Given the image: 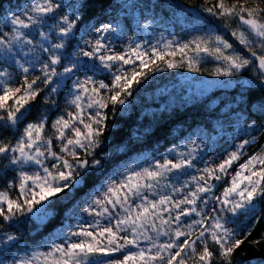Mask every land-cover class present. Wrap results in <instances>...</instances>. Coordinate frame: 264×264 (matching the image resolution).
I'll list each match as a JSON object with an SVG mask.
<instances>
[{"label": "snow or ice", "instance_id": "snow-or-ice-1", "mask_svg": "<svg viewBox=\"0 0 264 264\" xmlns=\"http://www.w3.org/2000/svg\"><path fill=\"white\" fill-rule=\"evenodd\" d=\"M246 3L243 0L229 5L226 0H216L204 11L217 19L236 21L231 36L255 58L259 83L236 81L246 90H261L260 99L236 115L237 132L248 138L214 166L203 161L205 167L196 169L198 174L186 170L196 168L195 162L201 159L205 147L202 141H192L186 145L187 151L170 149L174 158L165 157L162 163L115 168L84 208L90 216L106 218L107 224L101 226L96 220L75 231L62 226L47 253L19 259L12 253L19 237L9 234L6 225L11 226L20 217L44 223L55 214L53 209L59 201L96 174L104 175L113 156L104 151L110 114L125 110L134 88L151 72L164 70L157 61L172 69L182 67L186 60L188 70L197 72L201 59L211 57L217 62L211 75L232 78L253 65V60L235 50L232 43L211 34L183 44L169 40L165 48L170 51L152 46L149 52L135 42L117 53L107 41L109 35L118 38L123 31L118 22L101 23L81 33L89 18V0H73L71 4L65 0H32L23 12L3 21L11 28H0V162H6L0 167V175H15L6 190H0V264H35L40 257L44 264H188L189 260L193 264H241L234 261V254L252 229H246L243 222L236 228L228 225L240 216L245 221L255 219L257 203L264 202V150L240 163L246 148L258 142L253 132H264V7L261 0H254L253 7ZM69 7L71 15L64 11ZM143 27L147 30L151 25ZM93 31L94 36L83 39ZM37 35L39 40L35 39ZM70 47L74 48L72 53L67 52ZM185 50L193 55L187 56ZM177 52L184 54L181 62L165 59L175 57ZM125 65H132L130 71ZM97 72H107L111 83L89 75ZM80 73L84 80L79 79ZM220 82L233 85L231 79ZM65 88L66 103L73 110L60 112L57 97L64 95ZM33 112L38 113L34 122H26ZM54 112L60 114L51 120L54 131L49 136L46 128ZM3 132H11L13 138L5 140ZM234 165L238 166L233 171ZM173 174L177 181L180 175H190L191 180L181 187L170 183L166 187L178 195L185 189L187 192L179 199L168 194L150 199L149 194H155L161 181L170 180ZM226 177H230L227 182ZM218 185L222 186L219 195ZM11 189L16 190L15 197L9 194ZM162 236L167 239L158 242ZM73 237L81 239L73 242ZM57 239L63 242L56 243ZM141 241L149 246L141 247ZM117 252L122 253V259H97Z\"/></svg>", "mask_w": 264, "mask_h": 264}, {"label": "trees", "instance_id": "trees-1", "mask_svg": "<svg viewBox=\"0 0 264 264\" xmlns=\"http://www.w3.org/2000/svg\"><path fill=\"white\" fill-rule=\"evenodd\" d=\"M27 0H0V28L5 30L3 21L12 9L19 7ZM145 6L155 5L159 0H140ZM185 6L193 9H202L201 0H185ZM189 2V3H188ZM243 2V0H242ZM88 20L85 22H107L114 15L120 14L123 7L120 0H89ZM184 5L183 2H179ZM201 4V6H198ZM247 7L255 6L254 0H247ZM261 7H264V0H261ZM206 17L200 16L198 22L192 29L183 31L187 42L199 36H206L208 30L205 23ZM217 34L209 32L213 37L220 36L229 43L234 49L245 57L253 60L245 72H241L237 78L241 80H253L259 83L258 71L255 66V59L251 53L239 45L231 32L237 28V22L230 19H217L214 17ZM198 29V30H197ZM207 32V33H206ZM257 50L258 54L259 49ZM187 56H192L190 50H186ZM217 66V62L211 57H203L198 67L199 71L193 72L200 79H211V73ZM188 70L187 64L181 69L166 68L162 74L152 72L146 81L136 86L133 96L128 98V105L124 111L111 116L108 121L109 130L106 133L107 142L104 151L110 152L113 156L105 166L104 175L96 174L83 187L77 188L67 199L59 201L54 206V215L47 221L39 225L33 220L22 218L11 223L9 230L19 237L18 246L23 244L25 247H34L43 244L44 240L67 225L71 221V210L74 205L84 196L93 192L115 168L123 164L132 163L140 157L161 162L162 158L175 148L189 134L205 130L217 133L219 122L226 116L241 110H247L249 103L253 105L260 99L261 90L256 88L245 89L233 88L231 90L219 89L206 97L198 95L188 96L182 86L177 83V77ZM62 98L59 97V101ZM59 104L60 111L63 106ZM37 112L26 122H34ZM56 113L54 112L53 115ZM247 115V112L245 111ZM260 124V121L257 120ZM21 131L23 125H20ZM5 140L13 138L11 132H3ZM264 139V132L263 138ZM6 162H0V167ZM15 173L9 172L6 176L0 175V190H6L8 183L13 181ZM16 192L11 189L9 193ZM63 195V194H61ZM254 225V227H253ZM248 228L251 234L234 254V261L240 260L241 264H264V202H260V210L256 218L253 219ZM243 235V232H242ZM259 241V243H253ZM211 247V245H210ZM213 251L216 249L213 247Z\"/></svg>", "mask_w": 264, "mask_h": 264}, {"label": "rangeland", "instance_id": "rangeland-1", "mask_svg": "<svg viewBox=\"0 0 264 264\" xmlns=\"http://www.w3.org/2000/svg\"><path fill=\"white\" fill-rule=\"evenodd\" d=\"M183 2L184 5H181L179 2ZM202 5L199 4L198 6H201L202 9H193L188 6H185V0H159L155 5L151 6H145L143 5V2L140 0H120V3L123 7V10L118 15H114L112 18L109 19L107 22H91L84 23V25L81 27V33L85 31V29H91L93 26H98L101 23H113L116 24L117 22L119 25L123 28V31L120 33V36L117 38L115 35H109L108 36V43L112 47L113 51L117 53H122L126 51V49L134 44L135 42H139L143 45L142 50L151 51L152 46H157V48L160 51H170V49L165 48V44L171 40L174 43L178 42L180 44L187 43L184 35L182 34L183 31H187L188 29H192L195 26V23L198 22L200 16H205V23H206V29L213 34H217V30L215 28V21L214 17L210 16L207 12L204 11L205 8L211 7L213 4L216 3V0H201ZM66 3L71 4L73 3V0H65ZM242 2V0H226V3L231 5L232 3H238ZM32 3V0H27L25 3L20 5L19 7H16L11 10V12L7 15L10 16L12 14H19L23 12L26 8H28ZM189 3V2H188ZM65 13L72 14V8H66L64 9ZM82 15V13H81ZM6 17V18H7ZM139 22V24L137 23ZM49 23H52L50 20ZM150 24V29H145L143 25ZM11 28L10 25L6 26L4 31H9ZM28 31V30H23ZM208 32V34H210ZM207 33V32H206ZM94 31L90 33L89 35H84L83 39L87 40L90 39L92 36H94ZM216 36V35H214ZM37 40L40 39V37L37 35ZM80 39V35H77V40ZM75 45V41L73 42ZM81 46L82 43H81ZM74 50L73 47H70L67 49V52L72 53ZM87 50V49H86ZM186 51V50H185ZM184 54L177 52L175 57L172 56H166L165 59L173 60L174 62H181L182 57ZM87 59V58H85ZM134 59V57H133ZM137 65L139 61L136 62ZM157 64L164 69L163 71H157L156 74H162L166 70V66L162 61H157ZM186 60L183 63L182 67L186 66ZM125 68L131 69L132 65H125ZM150 67H152L150 65ZM182 67H177L181 69ZM172 68V69H177ZM58 70H62L58 66ZM171 70V69H168ZM9 71H12L14 73V69H9ZM246 71V70H245ZM242 71V72H245ZM156 72V71H154ZM15 74V73H14ZM152 72L150 76H152ZM89 75L93 76V79L96 81L104 80L105 83H111V76L107 72H97L95 74L89 73ZM240 73L237 75L239 76ZM232 77H213L211 79H200L197 77L192 71L186 70L185 73L181 74L177 77V83L180 84L184 91H186L188 96L191 95H198L199 97H206L210 95L211 93L215 92L216 90L223 89V90H231L233 88H241L239 84L236 83V81H246L241 80L239 78ZM79 79L84 80L85 76L83 73L79 74ZM231 79L233 81L232 86H225L220 81H227ZM64 95L59 96L62 98L61 101H59V97H57L58 103H60L64 108L60 112L64 111H72L73 108L68 106L65 100V95L67 94V88L64 90ZM68 99H71V97H68ZM128 105V103H127ZM127 107V106H126ZM60 112H55V115H51L49 126L46 128V134L51 136L53 135V131L50 127L51 120H54L57 115L60 114ZM239 112H234L229 115H226L218 124V130L217 133H211L205 130H198L191 134H189L187 137H185L178 146H176L175 149L176 152H182L187 151L186 145H190L192 141H196L197 143L203 142L204 151L200 154L201 159H198L195 164L196 168L193 169H187L186 171L190 174H198L196 172V169H202L205 167V164L203 161H209L213 166L230 151H233L235 149V145L239 143L241 140L248 138L246 134L238 133L236 130V115ZM246 115V114H245ZM258 124V123H257ZM253 135L258 136V142L253 144L251 147L246 148L244 156L241 157L240 163H243L244 160L254 154L261 152L262 149L261 145H264V139L263 138V132H253ZM199 138V139H198ZM165 157L168 158H174L173 154H170L169 152L162 158L161 163L163 162V159ZM158 160H151L147 159L145 157H140L133 161L132 163H127L130 165H135L138 167H147L152 164H154ZM160 162V161H159ZM125 165V164H123ZM122 165V166H123ZM238 165H234L233 171L235 170V167ZM191 176L190 175H180L177 181V176L175 174L171 175L170 180H162L159 189L155 194H149V198H158L160 194H168L172 195L174 198L179 199L182 195H184L187 192V189L184 190V192L180 193L179 195L172 192L170 187H166L169 183L175 187H181L185 182L190 181ZM230 180V177L225 178V182ZM107 182V178L104 180L103 183ZM192 185H190L191 187ZM219 191L216 192L217 195L220 194V191H222V186H219ZM97 189V188H96ZM96 189L84 196L79 202H77L73 209H78V211L73 212L71 210V221L65 226L68 227V231H75L79 228L80 225H83L84 227H88L89 224H94L96 220H99V223L101 226L107 224V219L104 217H94L88 215V213L84 212V208L88 206V204L91 202V199L94 197L96 193ZM11 196L15 197L16 192L9 193ZM139 202V201H137ZM260 210V202L257 203V214ZM207 211V210H206ZM26 218V217H20L19 219ZM34 220V219H33ZM253 220L252 217H249L247 221H245L244 216H240L239 219L236 220L234 224L230 223L228 226L231 228H236L237 225H241L243 222V225L245 228H248L249 223ZM36 221V220H35ZM16 222V220H13L11 223ZM39 225L42 223L37 222ZM9 226L6 225V230L9 234H13L11 230L8 228ZM61 229L57 230L55 233L48 236L43 244L39 246L34 247H25L23 244H20L19 247L13 248L12 253L15 255L16 258H30L33 253H47L49 251V246L53 242L54 238L56 237L57 233L60 232ZM243 232V231H242ZM242 234V233H241ZM14 235V234H13ZM154 236L155 234L152 233ZM67 236L65 235V239ZM81 239L79 237H73L72 241L75 242L76 240ZM167 237H160L158 242H162L166 240ZM56 243L63 242L62 240H55ZM149 244L146 241H141V247H148ZM129 249H125L124 252H127ZM131 251H137L138 249L132 248ZM197 251H200L198 248ZM11 258V257H9ZM97 259H122V253L117 252L114 253L111 257H101ZM35 264H44L43 257H40L39 260L35 262ZM50 264V262H49ZM188 264H193L191 260H189Z\"/></svg>", "mask_w": 264, "mask_h": 264}, {"label": "water", "instance_id": "water-1", "mask_svg": "<svg viewBox=\"0 0 264 264\" xmlns=\"http://www.w3.org/2000/svg\"><path fill=\"white\" fill-rule=\"evenodd\" d=\"M255 59V58H254ZM258 84V83H257ZM97 258H101V257H97Z\"/></svg>", "mask_w": 264, "mask_h": 264}]
</instances>
